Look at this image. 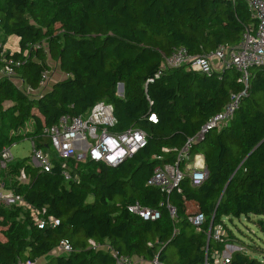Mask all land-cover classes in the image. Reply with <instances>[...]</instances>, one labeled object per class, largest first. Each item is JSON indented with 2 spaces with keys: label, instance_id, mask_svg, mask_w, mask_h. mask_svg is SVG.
Listing matches in <instances>:
<instances>
[{
  "label": "trees",
  "instance_id": "1",
  "mask_svg": "<svg viewBox=\"0 0 264 264\" xmlns=\"http://www.w3.org/2000/svg\"><path fill=\"white\" fill-rule=\"evenodd\" d=\"M255 22L245 0H0V69L2 59L21 62L14 78L0 75V151L32 138L49 152L44 128L64 115L87 117L99 101L114 106L118 122L111 131L147 135L146 146L116 167L57 156L50 172L29 158L12 164L8 186L56 223L40 228L30 209L0 205V264L49 255L44 264H120L111 249L147 261L158 256L164 264H205L207 252H222L234 236L224 217L264 216V66L250 67L246 83L235 67L207 73L165 65L180 46L206 54L236 44ZM12 35L19 39L15 51L5 48ZM51 61L65 78L38 93ZM233 95L240 103L230 124L209 130L191 148L192 156H204L207 179L195 186L186 175L171 194L148 185L154 169L175 164L188 139ZM22 170L26 183L18 179ZM135 202L159 209L160 218L131 213L127 206ZM199 213L206 220L198 229L190 217ZM219 225L222 239L208 241ZM64 239L70 253L58 250ZM90 239L109 246L90 247ZM228 264L262 261L236 250Z\"/></svg>",
  "mask_w": 264,
  "mask_h": 264
},
{
  "label": "built area",
  "instance_id": "2",
  "mask_svg": "<svg viewBox=\"0 0 264 264\" xmlns=\"http://www.w3.org/2000/svg\"><path fill=\"white\" fill-rule=\"evenodd\" d=\"M245 1L256 22L245 29L238 43L233 45L222 44L214 51L206 54H192L186 47L180 46L175 48L170 56L166 57L165 65L175 67L185 65L189 70L207 73L216 71V67L219 71L235 67L242 73L241 79L247 83L250 66H264V0ZM2 61L4 66L0 69V75L14 78L16 76L15 66H19L21 62L7 59H2ZM49 72H43L41 87L37 92L48 86ZM119 95L123 96V94ZM239 103L240 95H233L232 100L221 112L209 118L200 132L188 139L185 146L179 151L175 164L166 163L154 169L152 176L147 181L148 185L160 188L165 194H171L175 188L181 190L180 183L186 175L190 176L193 185H201L208 177V169L204 163V156L202 154L192 156L191 148L195 142L203 139L209 130L220 129L222 126L230 124ZM150 119L156 121L157 117L153 114ZM117 122L114 106L111 103L99 101L92 107L87 118L64 115L57 124L46 126L44 134L49 138L51 147L54 148L57 157L60 159L74 158L77 161L91 159L116 167L147 144V135L141 129L129 128L120 132L111 131V127H114ZM89 138L93 140L92 143H89ZM31 140L33 149L31 157H29L30 164L42 172L52 171L54 157L44 148L38 147L34 139L31 138ZM13 160L14 155L10 147H5L0 151V205L6 207L18 205L30 209L36 224L40 228H44L46 224L54 225L56 219L53 216L46 215V208L39 209L28 204L22 194L15 192L13 188L8 186L5 181V173L14 164ZM180 162L184 163L183 168L180 167ZM21 173L23 180H29L24 170ZM64 175L66 179L71 178L69 168H65ZM167 207L171 216L176 217V207L170 203L167 204ZM127 208L131 213L146 220H156L161 215L159 209L145 206L140 202L128 204ZM205 220L206 216L203 213L190 217V221L198 229ZM225 233V228L219 225L215 228L212 227L209 235L219 241ZM90 244V247L96 249H106L109 246L107 242L100 244L94 239H90ZM58 250L61 253H70L73 247L67 239H64L60 242ZM230 252L231 250H228V252L226 250L216 251L210 255L207 252L205 264H228L232 256ZM111 253L118 259L120 264H164L158 256L151 261H147L138 256H119L113 249H111ZM19 264H38V261L28 259Z\"/></svg>",
  "mask_w": 264,
  "mask_h": 264
},
{
  "label": "rangeland",
  "instance_id": "3",
  "mask_svg": "<svg viewBox=\"0 0 264 264\" xmlns=\"http://www.w3.org/2000/svg\"><path fill=\"white\" fill-rule=\"evenodd\" d=\"M8 49L13 51L19 49V39L17 36L12 35L10 37L8 42ZM216 71H219L218 67H216ZM49 75L50 79L48 81V85L52 84V79H61L65 76V74L61 72L59 66L52 61ZM19 84L22 83L19 82ZM118 93H124V90H121L119 86ZM88 141L89 143L93 142L91 138H89ZM10 148L14 155L13 163H17L24 160L25 158L31 157L33 149L32 140L31 138H25L19 142L14 143L10 146ZM49 152L51 153V156H57V153L53 147H50ZM13 178V175L7 174V176L5 177V181L10 184L11 182H13ZM18 179L23 183L29 181L22 179V173L19 174ZM260 219H263L262 223H264V216H252L248 218L247 216L242 215L240 218L234 217L233 220H231L229 217H224L223 221L226 223L228 229L231 230L234 235L232 238L228 239V242L224 247V251L226 250L228 252V250L233 249H230V246H235L237 247L235 250L246 252L252 257H257L262 261V264H264V253L261 251L264 249V224L258 221ZM228 245L229 247H227ZM250 245L254 246V248L258 251L255 252L250 249ZM170 251L172 252L173 250L171 249ZM47 259H50V255L40 260L38 264H44L45 260Z\"/></svg>",
  "mask_w": 264,
  "mask_h": 264
},
{
  "label": "crops",
  "instance_id": "4",
  "mask_svg": "<svg viewBox=\"0 0 264 264\" xmlns=\"http://www.w3.org/2000/svg\"><path fill=\"white\" fill-rule=\"evenodd\" d=\"M9 39H10V38H9ZM8 42H9V41H8ZM6 48H8V43H7V45H6ZM17 50H18V49H17ZM11 51H13V50H11ZM63 78H65V76H64ZM55 80H56V79H55ZM55 80L52 79V80H51V81H52V84H49L47 87H45L44 89H42L41 92H42V91H46V90H48V89L53 85V82H54ZM38 93H39V92H38ZM204 163H205V159H204ZM232 248H233V249H232ZM236 248H237V247H235V246H233V247L231 246L230 249H232V250H231L230 253L232 254L234 251H236V250H235Z\"/></svg>",
  "mask_w": 264,
  "mask_h": 264
},
{
  "label": "water",
  "instance_id": "5",
  "mask_svg": "<svg viewBox=\"0 0 264 264\" xmlns=\"http://www.w3.org/2000/svg\"><path fill=\"white\" fill-rule=\"evenodd\" d=\"M250 67H252V66H250ZM119 87L121 88V90H124V84L120 83V84H119ZM208 241H210V236H209Z\"/></svg>",
  "mask_w": 264,
  "mask_h": 264
}]
</instances>
